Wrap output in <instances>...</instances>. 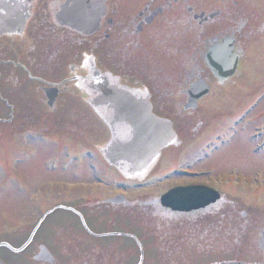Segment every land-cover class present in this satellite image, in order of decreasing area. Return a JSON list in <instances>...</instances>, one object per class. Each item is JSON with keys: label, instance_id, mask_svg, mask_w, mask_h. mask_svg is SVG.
Segmentation results:
<instances>
[{"label": "rangeland", "instance_id": "rangeland-1", "mask_svg": "<svg viewBox=\"0 0 264 264\" xmlns=\"http://www.w3.org/2000/svg\"><path fill=\"white\" fill-rule=\"evenodd\" d=\"M260 38V37H259ZM258 39V38H257ZM254 42V39L252 40ZM87 48V47H86ZM83 48V49H86ZM260 47L256 46L255 49L253 48L251 50V55L256 53V50H258ZM7 54V51L5 52ZM259 54V64L262 66L264 71V55L261 52H258ZM252 63H255L252 62ZM251 64V62H250ZM259 76V75H257ZM263 88V87H262ZM259 89L258 92L260 90ZM5 91V94H2L0 97H6L7 92H9L7 89H3ZM2 102V99H0V103ZM260 104V106H259ZM259 104L255 107L254 114L261 115L264 111L263 109H260L261 106H263L262 101L259 102ZM213 105V104H212ZM259 106V108H258ZM260 110H258V109ZM32 109V104L29 102H25L21 106H19V111L21 112L19 115L22 116L25 114V112L30 111ZM23 112V113H22ZM66 117L63 119L64 121H70L73 120L69 114L63 113ZM79 117L76 115L73 123L68 124L70 127H74L77 130H82L85 128L86 125H98L90 114H88L85 110V112L78 111ZM9 116L6 108L3 106H0V123L3 122V120H7V117ZM54 116V115H52ZM63 116V115H62ZM74 119V120H75ZM51 122V120H50ZM52 123V122H51ZM258 124V123H257ZM262 124V123H261ZM64 125V124H62ZM100 125V124H99ZM223 125V122H222ZM260 125V124H259ZM14 127V124L11 125H1L0 124V144L4 145V149H1L0 147V188H4L7 185L10 184V182H6L4 184H1L3 179V174L5 171H3L1 165L3 163H6L8 161V157L6 156V153L8 150H12L15 146L11 143L7 136L8 128ZM23 127V125H18V128ZM10 132V131H9ZM86 132H88L86 130ZM10 134V133H9ZM12 136V134L10 135ZM1 137H4L3 140ZM14 137V136H12ZM243 136H234L232 137L229 142L224 145L222 150H217L212 155V157L208 158L203 165H200L199 168H204V170H209L208 173L211 174L213 177V180L221 179L228 180L230 176L234 175V171L232 168L234 166H237L238 168L235 170V176L234 180H238L240 183V186L242 187H252L251 192H240V196L244 199H240V204L245 203L244 201L248 202L250 204L251 202L254 204H259L261 208H264V156L258 155V154H251L250 150L248 148L247 143L243 139ZM18 141V139H16ZM39 144V143H38ZM9 145V146H8ZM34 146L37 144L33 143ZM6 148V150H5ZM37 152H35L32 155L31 153H27L25 151L22 153L23 157L30 158L25 161L26 163L23 164V166L17 162L20 158L17 156H14L12 154L10 160L12 162V165L14 163L13 160H16L17 164L10 167L11 173L14 174L13 178L22 177L26 174V179L30 183V186L32 187L31 190H36L38 187L41 189L43 187L44 183H52L55 188L59 187V185L63 182L68 181V184L70 182L72 184H77L74 189L76 193H81L84 189L79 186L80 182L77 181L78 178L81 180L88 179L89 176L84 173L79 177L80 173H74L73 167L71 165H67L66 167L57 166L55 168V174H52V171H49L47 174L45 169L43 168L42 160L46 159H53L50 156H45L42 154V148L36 147ZM49 152H52V150H49ZM8 155V154H7ZM58 161L61 160V156L57 159ZM49 164V163H48ZM46 164V166H49ZM21 165V166H20ZM232 166V167H231ZM16 168V170H15ZM13 171V172H12ZM254 172L259 173L258 176L261 178L262 183L256 184V179L253 182V176L255 175ZM170 177H165L158 181V183H153L151 181V184H148L146 188H143L138 191L132 192L131 198H140V197H146L149 195L156 194L160 189L165 188L169 186L170 184ZM79 180V179H78ZM76 181V182H74ZM262 184V185H261ZM29 185V184H28ZM12 188V187H11ZM21 189V187L18 188V191ZM69 189V187H68ZM36 192L34 193V195ZM27 195L24 193H21L18 195L16 191L12 190H5V193L0 192V214L1 211L6 213L4 216L0 215V234L2 233H8L10 226L16 225L17 227L21 224L25 225V228L35 223L36 219L39 218L34 211H30L27 208L28 203L25 202V199L27 200ZM109 194L106 193L104 196H108ZM30 196V195H29ZM17 197L14 201V198ZM36 197V196H34ZM239 197V196H238ZM74 195H65V199L67 200H73ZM59 200H56L58 202ZM29 202V198H28ZM20 203V204H19ZM32 207H35V202L31 203L29 202ZM53 200H44L42 201L41 207H43L42 210L48 209L51 204H53ZM17 207V210L20 209V217L17 218L16 222H13L11 217V212L13 207ZM259 207V206H256ZM82 211L85 213V215L89 218V220H92V218H96L95 220H92V228H94L95 231L101 232H109V231H123L127 233H133L140 238L144 240V247L146 251V257L145 261H143V264H204L201 263L204 260V252L200 255H191L189 251H186V246L184 244L185 248L179 249L176 245L172 246L171 240L172 237L167 240H162L164 236L162 234H159L160 232L157 231V235L150 236L153 232L152 226H153V219L149 215L150 209L144 208L143 210L139 209H126V210H119V211H97L98 213H102L100 216L94 214L92 211L93 209H87L85 207H82ZM249 213L251 215V218L254 220H257V223L259 224L258 217L254 214L253 211L249 210ZM18 216V215H17ZM20 218V220H18ZM47 221V225H45L40 230V235L34 239V242L32 243L34 246H38L39 244L46 245L51 253L53 254L55 258L54 264H90V261L87 260L86 255H88L91 251H94L93 255V261L97 260L96 264H136V261H133L134 258L137 257V249L131 244L132 242L130 240H124V238H118V239H111V238H105V239H97L95 241H92L90 239V236L85 234L83 230L81 229L78 219L76 217H71V215H59L55 214L52 217H50ZM251 221V220H250ZM179 231L182 230V225L176 226ZM198 232L192 233V237H199V230ZM183 232V231H181ZM159 234V235H158ZM170 234V233H169ZM27 235L26 233L24 236ZM48 235H54V240L48 239ZM171 235V234H170ZM169 235V236H170ZM157 236V237H156ZM162 236V237H161ZM161 237V238H160ZM1 238V236H0ZM23 236L19 235L18 233L13 235L10 240L16 245H19L22 240ZM124 240V241H122ZM177 240L180 241V236L177 237ZM257 238L253 236V232H249V235L244 237V241L241 243V247L239 248L238 253L239 257L238 259L249 261V262H258L261 261V256L257 248L256 244ZM131 242V243H130ZM183 242H180V247L183 246ZM128 244V245H127ZM176 248V249H175ZM35 248L30 247L27 248L26 251H24L20 257V255L12 256V255H3L1 256V259L4 261V264H39L35 261H32V256L35 254ZM129 251V252H128ZM221 255H224L221 257V260H235V253H232L231 255H228L227 251H220ZM237 253V254H238ZM27 255L30 259V262L24 261L25 256ZM182 256H185L184 258ZM16 257H20L19 259ZM148 258V259H147ZM79 262V263H78ZM208 263V262H207ZM95 264V262H94Z\"/></svg>", "mask_w": 264, "mask_h": 264}, {"label": "flooded vegetation", "instance_id": "flooded-vegetation-1", "mask_svg": "<svg viewBox=\"0 0 264 264\" xmlns=\"http://www.w3.org/2000/svg\"><path fill=\"white\" fill-rule=\"evenodd\" d=\"M177 1L178 0H175V2H177ZM182 5H183V3L180 6H182ZM254 5H255L254 8L261 11L263 13V16H264V4L262 2H260L258 5H256V4H254ZM166 7L168 9H170V4L166 3ZM187 8H188L187 6L184 7V11L181 15L182 17H184V20H182V21L179 20V22H181L182 26H184V24L186 25L188 23V19L186 18ZM157 10H160V12H156ZM173 11H176V8ZM153 12L156 13L154 16L152 14ZM163 13H164V11H162L161 9H152L147 4V5L143 6V8L140 11H138L134 17H132V18L127 17V24L125 25L123 31L126 32V35H130V33L133 31V28H135V29H139L140 33H142L145 28H148V26L151 28H154L155 26L153 27L152 24H154V22L156 20H158L162 24L166 25L167 20L164 19V16L162 17ZM202 13L204 15V10L202 11ZM150 15H151V20L147 23L146 21ZM247 20L248 19H246L245 21L243 20V15H238L237 18L234 19V22L232 23V25H228L227 27H225L224 25H219L216 27V29H217L216 32L212 33L211 35L207 34L206 37H204V22L202 23V40L200 43V47L195 48V55H196L195 60L200 61L202 72H206V70H207L206 68L204 69V67L206 66L205 54L209 50V48L214 43H216V41H214L215 38L220 40L224 36H226V34H227L228 36L235 37V39L237 41L238 37L241 36L243 33L248 32L251 34L254 31H258L259 33L264 32V20L259 21L255 25V27H250V25L248 26ZM238 21H240V22L238 23ZM157 27L162 28L159 25H157ZM185 27H187V26H185ZM246 29H247V31H245ZM210 39H213V41H210ZM235 51L240 55V59H241V57L244 54L242 53L241 45L237 42H235ZM184 55H186V51L184 52ZM203 75H204V73H203ZM240 75H241V70L239 67L238 74L236 75V77H239ZM190 77H191V74L188 73V78H190ZM188 81L191 82L192 79H190ZM187 87H188V85L184 84L182 86V89L179 90L180 95L177 97V101H176L178 106H180L182 99L185 97V91H186ZM197 126L200 127L202 125H197Z\"/></svg>", "mask_w": 264, "mask_h": 264}, {"label": "water", "instance_id": "water-1", "mask_svg": "<svg viewBox=\"0 0 264 264\" xmlns=\"http://www.w3.org/2000/svg\"><path fill=\"white\" fill-rule=\"evenodd\" d=\"M150 122L153 124V125H156L158 129L160 130H166L167 132H169L168 130V123L164 122V121H161L159 119H154L152 118V120H150ZM194 194H196L195 192H192ZM186 194L189 195L190 194V191H186ZM163 201H166V202H170L171 199L169 198V196H166ZM169 205V204H167ZM171 207H173L172 205H170ZM196 205H193V206H190V207H187V208H183V209H188V208H195ZM174 209H177V210H180L181 208L180 207H173Z\"/></svg>", "mask_w": 264, "mask_h": 264}]
</instances>
